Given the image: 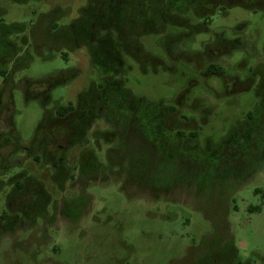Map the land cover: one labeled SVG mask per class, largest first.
Instances as JSON below:
<instances>
[{"label":"rangeland","instance_id":"rangeland-1","mask_svg":"<svg viewBox=\"0 0 264 264\" xmlns=\"http://www.w3.org/2000/svg\"><path fill=\"white\" fill-rule=\"evenodd\" d=\"M222 2L206 17L188 9L156 33L132 30L142 53H122L114 75L71 37L89 0H0V27L9 29L0 54V264H264V0ZM109 75L132 96L174 109L187 144L166 150L179 151L177 166L155 156L133 124H123L124 142L97 139L114 129L105 118L59 150L75 121L56 119V106L99 93ZM238 133L247 137L242 152ZM91 153L96 165L84 174ZM27 179L48 195L45 215L15 209L30 202L28 183L10 197Z\"/></svg>","mask_w":264,"mask_h":264},{"label":"trees","instance_id":"trees-1","mask_svg":"<svg viewBox=\"0 0 264 264\" xmlns=\"http://www.w3.org/2000/svg\"><path fill=\"white\" fill-rule=\"evenodd\" d=\"M15 1L22 2L25 0ZM222 3V0H89L87 7L81 11L80 19L69 29L72 40L76 44L83 43L87 46L92 63L96 67L118 75L123 71L124 66L122 53L129 55L132 59H139L138 53H142L139 44H136L132 38L128 40V34L132 33V30H137L136 33H133V36L134 34L156 33L161 31L166 24L175 22L177 15L185 13L188 9H191L196 16L206 17L216 6ZM8 33V28L0 27V54L7 48L4 36ZM112 33L115 34V38ZM141 57L145 56L141 54ZM2 62L0 60V64ZM206 71L211 75H221L223 69L217 65H210ZM4 75L5 70L0 67V76ZM100 84L101 91L99 93L89 91L81 94L75 106L71 104L56 106V119L64 120L73 116L75 121L68 132V145L60 147L59 150H65L67 147L81 142L88 126L94 120L105 118L114 129L111 132H95L94 136L97 139L112 142L115 137H119L124 142L126 132L125 129L122 130L125 126L123 124H133L143 140L154 149L155 156H159L172 166H177V160L180 157L182 158L177 153L179 151L173 152L180 156L175 157L174 154H167L166 150H178L179 147L187 146V144L183 132L172 122L171 114L174 109L164 107L162 103L149 104L132 96L129 91L122 88V81L117 80L114 76L104 77ZM45 119L46 115L42 119L37 132L43 128ZM174 129L176 130L175 139L170 135ZM237 135L239 141L235 146L238 151L242 152L244 145L247 143V137L242 133ZM251 142H253V138ZM225 144L223 147L230 145L229 139L226 140ZM252 149L248 156L255 155L256 149ZM86 155V158H89H85L84 162L81 163V170L84 174L92 171L96 165L92 160V153ZM35 158L37 157L35 156ZM60 164L61 174L59 176L54 175V180L58 187L62 189L63 182L68 176V169L62 162ZM244 165L242 168L245 167ZM252 167H247V171H250ZM26 181L28 182L16 181L15 189H12L10 197L16 193L18 196L22 195L20 191L26 189V183L30 184V180L27 179ZM32 184L29 186L30 202H21L22 204H17L15 209L22 210L30 215H45V208L50 199L39 184L36 182H32ZM231 252L234 253L235 249H231ZM209 260L211 261L212 258L208 257ZM232 264L241 263L236 261Z\"/></svg>","mask_w":264,"mask_h":264},{"label":"flooded vegetation","instance_id":"flooded-vegetation-1","mask_svg":"<svg viewBox=\"0 0 264 264\" xmlns=\"http://www.w3.org/2000/svg\"><path fill=\"white\" fill-rule=\"evenodd\" d=\"M263 159H264V157H263ZM251 171V170H250Z\"/></svg>","mask_w":264,"mask_h":264}]
</instances>
